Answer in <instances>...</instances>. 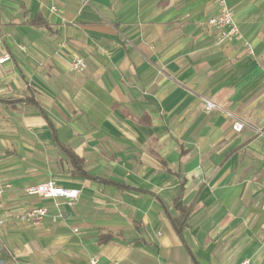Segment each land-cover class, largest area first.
I'll return each mask as SVG.
<instances>
[{
	"label": "crops",
	"instance_id": "crops-1",
	"mask_svg": "<svg viewBox=\"0 0 264 264\" xmlns=\"http://www.w3.org/2000/svg\"><path fill=\"white\" fill-rule=\"evenodd\" d=\"M230 4L254 54L216 0H0V264H264V0ZM50 179L72 204L28 192Z\"/></svg>",
	"mask_w": 264,
	"mask_h": 264
},
{
	"label": "built area",
	"instance_id": "built-area-1",
	"mask_svg": "<svg viewBox=\"0 0 264 264\" xmlns=\"http://www.w3.org/2000/svg\"><path fill=\"white\" fill-rule=\"evenodd\" d=\"M218 11L215 15L210 16L206 20L207 26L217 33V42L225 43L231 39L239 40L247 48L249 54H254V48L251 42L246 39L243 35L241 27L235 18L233 8L230 4V0H216ZM11 59L9 54L4 55L0 58V63L8 61ZM87 68V63L84 58L77 57L74 58L71 62V70L77 72H83ZM204 109L207 112L219 110L224 113L226 116L231 118L232 127L236 131H242L246 126L250 124L234 114L232 111L226 109L219 103L203 97ZM30 194H36L44 197H64L69 200V203L72 204L73 201L78 197L79 190L72 188H65L57 184L53 179H50L46 182L40 183L35 186H30L28 188ZM49 209L46 206H35L24 213L18 215L19 218H22L34 225L39 224L43 219L49 216ZM64 213L60 212L57 215L52 216L53 220H58L59 218H64ZM4 224V220L0 219V229ZM91 264H108L105 263L99 255H93L90 259ZM32 264V263H26ZM241 264H249V260H244Z\"/></svg>",
	"mask_w": 264,
	"mask_h": 264
},
{
	"label": "trees",
	"instance_id": "trees-1",
	"mask_svg": "<svg viewBox=\"0 0 264 264\" xmlns=\"http://www.w3.org/2000/svg\"><path fill=\"white\" fill-rule=\"evenodd\" d=\"M29 23L31 24H34V25H38V16L31 20V21H28ZM43 25H45L46 27H48L49 25L43 21ZM26 102L30 103V104H33L35 105L39 110L40 112L42 113L43 117L46 119V121L48 122V124L50 125L51 129L53 130V133H54V136L56 137L57 139V131L47 113V111L44 109V107L42 106L41 102L34 96V95H31V96H28L26 98ZM62 149L66 152V154L69 156V158L71 159V161L73 162V165L75 167V171L76 173H78L79 175H83V176H86L87 178L89 179H93V180H97V181H101V182H104V183H111V184H116V185H122L118 182H115V181H112V180H108V179H105V178H101L99 176H96V175H93V174H90L88 173L85 168H84V164H85V160L81 157H79L75 152H73L70 148L66 147L65 145H62ZM123 186H126V187H129L127 185H123ZM162 203L163 201L161 200L160 197H157ZM176 201H180V197L176 199ZM187 215L188 213L186 214L185 218H184V222H186L187 220ZM173 224L176 228V230L178 232L181 231V224L179 223V221H177L176 219H173Z\"/></svg>",
	"mask_w": 264,
	"mask_h": 264
}]
</instances>
